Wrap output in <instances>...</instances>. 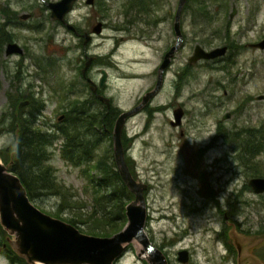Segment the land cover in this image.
<instances>
[{
  "label": "rangeland",
  "instance_id": "374dc122",
  "mask_svg": "<svg viewBox=\"0 0 264 264\" xmlns=\"http://www.w3.org/2000/svg\"><path fill=\"white\" fill-rule=\"evenodd\" d=\"M51 1L55 0H0V22L8 23L5 29L28 53L24 58L0 54V152L9 156L16 145L17 107L27 95L22 93L32 94L30 89L43 91L47 99L44 112L50 120L56 119L51 111L58 100L52 86L62 77L76 74L75 68L69 72L67 60L80 51H67V47L78 40L51 16ZM79 1L70 18L82 23L85 20L81 15L90 8ZM131 1L98 0L95 9L102 7L100 20L105 27L92 45L94 51L106 57L108 93L123 109L138 103L154 83L162 54L176 39L173 21L178 0H159L148 7L152 17L155 11L159 17H166L158 25L163 38L157 41L152 26H146L144 32L151 29L152 35L143 38L136 26L126 27ZM206 2L219 11L217 20L205 27L197 11L191 7L183 11L184 41L162 88L152 99V107L141 109L126 122L125 157L135 174L148 183L146 230L169 264H238V259L246 263L260 260L257 254L264 250V193H255L248 183L252 176H264V150L247 145L248 139L260 144L264 136V99H256L264 93V49L250 45L264 38V0ZM234 6L236 13L231 17ZM23 14L29 16L22 18ZM196 44L205 48L231 46L215 60L190 64ZM35 58L44 59V64L35 62ZM49 58L60 65H47ZM180 73L184 80L181 92ZM54 75L57 81L49 78ZM45 78L51 83L44 82ZM177 106H182L185 113L182 124L173 126L170 120ZM226 112L231 116L223 118ZM62 140L63 136L48 146L51 155L43 163L52 165L59 181L90 202L91 185L86 175L101 170L91 168L85 159L81 167L65 160L57 144ZM245 147L251 149V154ZM95 152V162L105 158L112 163V136H105ZM32 200L45 212L67 221L75 215L69 208L59 212L60 199L55 195H39ZM228 231L231 237L233 232L237 234L239 243L244 244L241 257ZM3 241L0 232V264H23L8 255ZM183 248L190 253L187 262L178 259ZM149 258L131 242L115 264H150Z\"/></svg>",
  "mask_w": 264,
  "mask_h": 264
},
{
  "label": "water",
  "instance_id": "95a60500",
  "mask_svg": "<svg viewBox=\"0 0 264 264\" xmlns=\"http://www.w3.org/2000/svg\"><path fill=\"white\" fill-rule=\"evenodd\" d=\"M75 1L77 0L49 2L51 16L67 23L68 28L74 29L75 25L67 21L66 15L72 11ZM186 1H178L174 21L177 40L167 51L159 67L157 85L143 95L142 101L138 105L118 116L112 132L117 168L123 181L134 194V198L125 206L128 220L121 230L112 235L88 233L70 221L45 212L30 198L27 187L19 174L10 169V163L13 159L9 163H4L0 155V223L7 230V238L14 250L24 257L29 264H115L135 238L141 241L143 250L153 252L149 258L150 264H169L167 256L153 244L146 230L149 210L145 190L148 188V183L139 177H135L131 172L125 157L122 127L127 117L138 112L161 87L165 69L175 54V50L184 41L181 19ZM87 2L93 3L94 0H87ZM235 13L236 7L234 6L230 16L232 17ZM28 16L29 14H23L22 18ZM102 27L103 22L99 21L94 25L93 31L100 33ZM250 45L264 49V38ZM228 49V44L217 45L212 48H205L201 44H196L193 54L189 57V63L193 64L202 59H216L224 56ZM23 51V47L17 41H10L6 45L7 54L22 53ZM107 73V70L103 69L102 79L106 78ZM257 97L264 99V93ZM183 112V108L180 106L174 109L173 118L170 120L173 126H178L181 123ZM230 115L231 113L227 112L224 118ZM249 183L254 192H264V176H254L249 180ZM232 237L238 256L241 257L244 244L239 243L238 236L234 232ZM189 258L190 253L187 249L179 250V260L187 262ZM259 259L246 263H242L238 259V264H264L260 257Z\"/></svg>",
  "mask_w": 264,
  "mask_h": 264
},
{
  "label": "flooded vegetation",
  "instance_id": "af4514ba",
  "mask_svg": "<svg viewBox=\"0 0 264 264\" xmlns=\"http://www.w3.org/2000/svg\"><path fill=\"white\" fill-rule=\"evenodd\" d=\"M82 1H83L82 4L84 6L90 8L87 14L81 15V18H83L85 21L81 23L78 20L74 21L71 20L70 18L72 12L77 9L78 4L80 3L79 0L75 1L72 11H70L66 15L67 21L72 22L75 25L74 29L68 28L67 23H64L61 20L57 19L58 25L62 24L66 26L68 30L72 33V35H74L78 40L76 43L71 42V44L68 45L69 47H67V51L78 48L80 54L76 57H70L67 60L69 66V72H72V68H75L74 71H76V74H72V76L70 74L66 75L59 80L57 75H54L55 78L49 77L54 81L58 80V82H60L59 84L52 86V92L54 93L56 99L58 100V103H56V107L54 108L53 111H51L57 115L56 119L50 120L51 119L50 116L46 115L44 112L47 106V99L44 98L43 91L40 90L39 92L38 90L37 92L35 90L30 89V92L32 91V94L22 93L24 95L25 94L27 95L23 97L24 99L20 101L19 106L17 107L16 145L14 147V150L17 149L20 150V153L24 158H27L29 156L31 160L33 161L37 160L42 163L44 161H48L51 155L50 150L48 149L50 146L55 144L56 139L58 140L62 136L64 137V140H62L61 142L59 141L57 143L59 144L60 149L63 146L64 142L68 141L66 133L68 132V134L71 135L74 118L78 120L80 124V130H81L80 133L82 136L81 146L83 148L93 147L94 150L96 151L97 147L99 146V143L103 142V138H105V136L111 135L113 139L112 132L118 116L122 112L132 109L133 107L138 105L142 101L143 95L147 91L152 90L157 85L158 76H159V67L163 62L167 51L176 43L177 34L174 28V21L176 15L175 12L174 21H173V32L176 35V39L173 43L167 46L166 50L162 54L161 60L158 63L157 67L155 68L156 79L154 80V83L142 94L141 99L138 103L132 105L128 109H123L119 106V104L116 103L114 96L108 93L110 87L109 73H107L105 79H102L103 69H106L105 68L106 57H104L102 52L94 51L92 49V45L94 44V41L98 37H101L103 29L105 27V22L103 20H100V18H102L101 13L103 9L102 7H100L99 9H95L96 6H98L97 4L98 0H94L93 3H88L87 0H82ZM158 1L159 0H154L153 1L154 5ZM148 7H149L148 5H143V6L139 5L138 7L135 4L131 3L129 10L126 12L127 14H129L128 16H130L128 20V26L126 27L128 28L130 26H134V27L136 26L137 28H139V30H141V35H143L141 36V38L145 37L144 35L146 34H150L151 36L152 33L155 31V34L153 36H154V40L157 41L163 38V34L158 29V25L162 21H164L166 17L165 16L159 17L158 11L157 12L155 11V16L152 17L151 15H153V11L148 9ZM130 10L131 12H129ZM99 21L103 22L102 32L95 33L93 31V27ZM146 26H152L153 32H151L150 31L151 29H149L146 33H144ZM87 33H89L90 35ZM9 42L5 44V48H4V54L6 56L18 54L24 58L28 55L26 50L27 48L25 46H22L19 42L18 43L23 47L24 51L22 53L7 54L6 45ZM182 43L175 50V54L172 56L168 67L165 69L163 82L159 90L162 88L164 84L166 72L167 70L170 69L174 60L176 59ZM41 60L44 61V59ZM211 60H215V59H211ZM47 62L50 63L49 65L51 66L60 65L58 61L51 58H49ZM107 62H108L107 64H110L109 61ZM178 77H179L178 90L179 92H181L184 83L183 75L180 73L178 74ZM49 78L43 79L44 82L50 84L51 80H49ZM159 90L154 94L153 97H151V99L148 102H146L139 109V111L143 108L146 109L152 107L151 101L155 97V95L159 92ZM257 96L256 99H258ZM184 113L185 112H183L181 118V123L178 126L182 124ZM129 117H127V119ZM127 119L122 127V142L124 146L128 141V136L126 132ZM25 123H28L31 126V128L27 129L25 127ZM104 129L106 130V133L104 132ZM255 134L256 133H253L251 134V136L255 137ZM250 141L253 140L250 139ZM125 153H126V149H125ZM257 194H262V193H257Z\"/></svg>",
  "mask_w": 264,
  "mask_h": 264
},
{
  "label": "trees",
  "instance_id": "16d2710c",
  "mask_svg": "<svg viewBox=\"0 0 264 264\" xmlns=\"http://www.w3.org/2000/svg\"><path fill=\"white\" fill-rule=\"evenodd\" d=\"M153 1L154 0H133L129 3L130 5L133 3L136 6H151L153 5ZM215 2L216 0H213L214 4ZM208 6H210V8ZM187 7H191L195 13L196 11L199 13L205 27H208L217 20L219 11L216 7H214L215 9L212 8V5L207 3L206 0H187L183 11L187 9ZM7 25L8 23L6 22H0V54L4 52L5 44L14 40L12 33L5 29V26ZM230 46L231 45H229V47ZM34 61L44 64L41 58H35ZM46 64L49 65L50 63ZM25 127L27 129L31 128L28 123H25ZM80 132L79 121L74 118L71 135H69L68 132L66 133L68 141H65L66 143L64 142L61 147V153L65 160L73 163L75 166L81 167L85 159L91 168L101 170L99 174L88 172L86 175L88 182H90L91 185V189H89L88 193L90 202L81 199L71 186L63 181H59L53 173L54 169L52 165L37 160L33 161L29 156L24 158L18 149L14 150L10 156L2 152H0V155L4 163H9L11 159H13L12 163H10V169L19 174L23 183L27 187L31 199L39 195H55L60 199L59 212L66 208L72 209L75 215L68 221L77 225L82 231L98 235H112L121 230L127 223L128 218L125 206L134 198V194L127 187L118 168H116L117 164L114 158V153L110 156V158L113 157L112 163H109L105 158L102 162H95L94 159L96 152L93 147L83 148L81 146L82 136ZM104 132L106 133L105 129ZM236 135L237 133L233 132V136L236 137ZM247 145L249 148L256 147L257 150H264V136L260 144H256V139H253V141L248 139ZM248 147H245L246 152L251 154V149ZM107 154L108 152H106V155ZM126 161L130 166L131 172L135 177H138L130 165L132 164L131 161L127 158ZM84 170L86 171V168ZM84 173L86 174V172ZM78 223L87 224L88 226L87 228H84ZM0 232L4 237L3 242H5L8 247L6 249L8 255L11 256L12 259H18L23 264H29L24 257L20 256L14 250L7 238L8 232L4 229L1 223ZM226 236L227 235H225V237ZM228 236L232 239L229 231ZM228 245L232 247V245ZM259 255L257 254V256L264 262V250L262 253H259Z\"/></svg>",
  "mask_w": 264,
  "mask_h": 264
},
{
  "label": "bare ground",
  "instance_id": "6f19581e",
  "mask_svg": "<svg viewBox=\"0 0 264 264\" xmlns=\"http://www.w3.org/2000/svg\"><path fill=\"white\" fill-rule=\"evenodd\" d=\"M132 242L138 246L139 250L142 252L143 255L148 256V257L152 256L153 254L152 251L143 250V244L141 243L139 239L135 238Z\"/></svg>",
  "mask_w": 264,
  "mask_h": 264
}]
</instances>
